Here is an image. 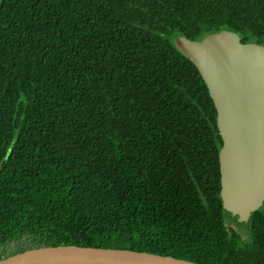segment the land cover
<instances>
[{"label":"trees","instance_id":"trees-1","mask_svg":"<svg viewBox=\"0 0 264 264\" xmlns=\"http://www.w3.org/2000/svg\"><path fill=\"white\" fill-rule=\"evenodd\" d=\"M225 25L264 42V0H0V259L75 242L264 264V205L245 231L223 215L216 110L170 42Z\"/></svg>","mask_w":264,"mask_h":264},{"label":"water","instance_id":"water-1","mask_svg":"<svg viewBox=\"0 0 264 264\" xmlns=\"http://www.w3.org/2000/svg\"><path fill=\"white\" fill-rule=\"evenodd\" d=\"M171 44L197 67L213 101L222 139L217 148L221 209L245 231L264 205V42L241 40L230 26L199 39L183 33ZM17 108L14 117H16ZM12 144L0 160V172ZM198 264L168 255L82 243L33 246L0 259V264Z\"/></svg>","mask_w":264,"mask_h":264},{"label":"bare ground","instance_id":"bare-ground-1","mask_svg":"<svg viewBox=\"0 0 264 264\" xmlns=\"http://www.w3.org/2000/svg\"><path fill=\"white\" fill-rule=\"evenodd\" d=\"M60 264H84V263H60Z\"/></svg>","mask_w":264,"mask_h":264}]
</instances>
